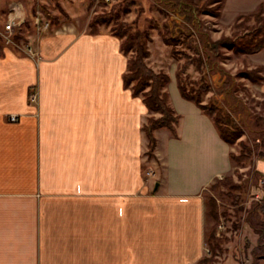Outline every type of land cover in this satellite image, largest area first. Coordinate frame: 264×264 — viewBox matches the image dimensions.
Instances as JSON below:
<instances>
[{
    "label": "crops",
    "instance_id": "obj_1",
    "mask_svg": "<svg viewBox=\"0 0 264 264\" xmlns=\"http://www.w3.org/2000/svg\"><path fill=\"white\" fill-rule=\"evenodd\" d=\"M222 2L224 19L264 14V0ZM21 29L34 55L0 39V264H196L204 191L234 169L213 118L171 74L178 136L156 129L147 160L150 112L124 85L121 39L74 23ZM247 57L264 74V47Z\"/></svg>",
    "mask_w": 264,
    "mask_h": 264
},
{
    "label": "rangeland",
    "instance_id": "obj_2",
    "mask_svg": "<svg viewBox=\"0 0 264 264\" xmlns=\"http://www.w3.org/2000/svg\"><path fill=\"white\" fill-rule=\"evenodd\" d=\"M192 1L201 8L199 17L203 27L210 31L212 39H218L223 34L237 35L243 33L245 27L258 24L254 17L241 18L239 21H237V17L229 20L222 18L221 7L223 2L220 4L218 0ZM14 2L21 3L24 8L25 21L21 27L25 30H31L35 27V29L39 28L41 32L69 23H74L80 31L90 30V21L95 14L111 10L113 6L117 5L115 11H120L121 19L132 24L134 29L150 28L152 40L149 42V49L151 54L147 61L155 70L163 69L176 78L175 73L179 64L187 60L185 57L176 58L172 53V46L164 41L161 34L166 29L170 31L177 29L174 26L167 28V26H171L167 23L171 19V15H176L177 21H183L184 16L180 14L181 12L177 13L178 11L164 3H159L157 0H134L132 3L131 0H0V29L3 28L9 8ZM262 16L264 17V14ZM37 19H39L38 22ZM239 23L241 25H238ZM46 24H48L47 27H45ZM113 24L114 21L109 25L101 24L99 30L111 32ZM20 30L18 33L23 36L24 29ZM20 39L18 41H21ZM1 40L7 45L20 48L13 42H6L3 38ZM20 43L24 45V42L21 41ZM178 48L189 50L190 53L194 51L182 43H179ZM221 52L220 64L235 77L238 87L236 94L245 107V109L233 112L232 116L239 125L244 124L243 120L256 122V116H262L264 119V95L258 87L259 81L246 76V70L254 69L249 64L248 54L236 53L234 50L225 47L221 48ZM204 71H206L205 68L201 70L196 65L191 64L185 75L188 76L189 80L198 82ZM207 74L206 79L210 87L202 93V103L224 104L225 76L220 71ZM175 85L179 90L177 81ZM166 89L169 95L173 97L174 80L172 78ZM224 107L226 110H230L226 103ZM243 127V134L232 145L235 153L239 154L243 151L248 154V158L239 162L234 161V169L226 175L219 176L220 178L211 183L204 191L206 200L211 196L216 198L219 211L218 220H214L208 214L210 221L208 226L216 227V237L220 239V249H217V261L214 264H252L251 251L257 242L258 236L253 231L249 218L252 215H257L256 209H254L256 202L264 204V141L261 137L258 138L253 131V128L254 130L257 129L255 123H251L249 128L246 125ZM162 129L163 132L167 130V128ZM258 129L264 130V120ZM146 159H152L148 150L146 151ZM156 167L159 168L160 165L157 164ZM156 167L154 166V168ZM227 178L232 182L218 183L219 181L224 182ZM254 219L256 220L257 216ZM205 247V253L209 255L211 251L207 241ZM259 264H264V258L260 260Z\"/></svg>",
    "mask_w": 264,
    "mask_h": 264
},
{
    "label": "trees",
    "instance_id": "obj_3",
    "mask_svg": "<svg viewBox=\"0 0 264 264\" xmlns=\"http://www.w3.org/2000/svg\"><path fill=\"white\" fill-rule=\"evenodd\" d=\"M159 3H164L166 6L173 8L184 16L183 21H177L176 15H171V19L167 22L169 27H177L171 31L161 32L164 41L172 46V53L178 59L185 57L187 60L181 62L176 69V81L182 96L188 100L195 102L204 113L211 116L220 132L221 137L229 144H234L238 138L243 134V126L250 127L251 123H255L257 129L255 133L258 138L264 141V130H259L258 127L262 123L263 117L256 116L255 121L243 120L244 124L239 125L232 116L233 112L239 109H245L241 104V99L236 94L237 84L235 77L220 64L221 48L225 47L234 50L236 53H255L264 47V17L263 10H259L247 14H240L237 16V21L241 18H256L257 25L245 27L243 33L237 35L223 34L218 39H212L210 31L203 27V23L199 17L201 8L192 0H157ZM211 1V0H209ZM216 1V0H215ZM219 3L223 0H218ZM134 0H131V3ZM119 5V4H118ZM117 5L113 6L111 10L99 12L94 15L90 21V32L97 33L101 24L109 25L114 21L111 27V32L121 39V49L124 54L128 55L127 68L124 72V85L132 89L133 94L142 96L150 115L143 124V130L148 138V154L150 157L155 156V148L157 138L155 130L159 128H167L174 136H178V124L180 121V114L175 111L170 103L169 93L166 86L171 80V75L163 69L155 70L149 65L147 59L151 51L149 49V42L152 40L150 28L134 29L132 24L121 19L120 11H115ZM237 24V23H236ZM238 25H241L240 23ZM22 37L20 33L15 35L19 40ZM179 43L194 50L190 53L189 50L178 48ZM191 64L196 65L203 72L202 77L198 82L189 80L185 75L187 69ZM220 71L225 76L223 92L224 104L229 106V111L225 109L224 104H204L202 103V93L210 87L206 79L207 73H216ZM246 76L252 80H257L259 83L264 81V74L262 67L257 66L254 69L246 70ZM197 83V87L195 84ZM191 84V85H190ZM200 84V85H199ZM246 145V144H244ZM233 161L246 160L248 154L241 151L237 154L231 152ZM232 182L227 178L224 182ZM254 209L257 215H252L249 218L250 225L253 231L257 234V242L252 249V264H259L260 260L264 258V204L256 202ZM207 212L214 219L218 220L219 211L217 200L214 197L207 199ZM257 219L255 220L254 218ZM206 241L210 246L211 253L202 256L196 264H214L217 261V249H220V239L216 237V227L211 226L207 232Z\"/></svg>",
    "mask_w": 264,
    "mask_h": 264
},
{
    "label": "built area",
    "instance_id": "obj_4",
    "mask_svg": "<svg viewBox=\"0 0 264 264\" xmlns=\"http://www.w3.org/2000/svg\"><path fill=\"white\" fill-rule=\"evenodd\" d=\"M23 6L19 2H14L11 4L9 11L7 13V18L5 23L3 24V28L0 29V35L1 39L3 38L6 42H13L18 47L24 49L28 54H35V51L33 48L28 44H21V41H18L15 38V35L20 31L22 24L24 23V10ZM39 19H37V22ZM48 24L45 25L47 27ZM30 100L36 101L37 100V93L36 91H33L30 94ZM17 114H9L8 119L11 121H17L18 120Z\"/></svg>",
    "mask_w": 264,
    "mask_h": 264
},
{
    "label": "water",
    "instance_id": "obj_5",
    "mask_svg": "<svg viewBox=\"0 0 264 264\" xmlns=\"http://www.w3.org/2000/svg\"><path fill=\"white\" fill-rule=\"evenodd\" d=\"M158 187V182L156 183V185H155V188H157Z\"/></svg>",
    "mask_w": 264,
    "mask_h": 264
}]
</instances>
